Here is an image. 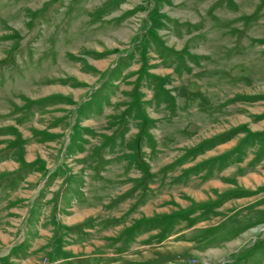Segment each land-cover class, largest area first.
Instances as JSON below:
<instances>
[{"label":"rangeland","instance_id":"374dc122","mask_svg":"<svg viewBox=\"0 0 264 264\" xmlns=\"http://www.w3.org/2000/svg\"><path fill=\"white\" fill-rule=\"evenodd\" d=\"M0 264H264V0H0Z\"/></svg>","mask_w":264,"mask_h":264},{"label":"bare ground","instance_id":"6f19581e","mask_svg":"<svg viewBox=\"0 0 264 264\" xmlns=\"http://www.w3.org/2000/svg\"><path fill=\"white\" fill-rule=\"evenodd\" d=\"M227 5H228V4H227ZM227 7H228V6H227ZM228 8H229V7H228ZM238 8H239V7H238ZM221 19H222V18H221ZM224 20H225V19H224ZM241 21H242V20H241ZM222 22H223V20H222ZM224 24H225V23H224ZM230 25H231V24H230ZM230 25H229V26H230ZM229 26H228V27H229Z\"/></svg>","mask_w":264,"mask_h":264}]
</instances>
